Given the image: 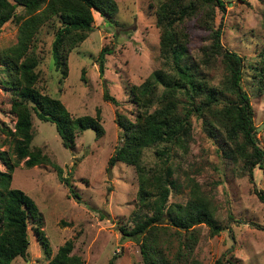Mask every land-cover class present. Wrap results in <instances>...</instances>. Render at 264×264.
Here are the masks:
<instances>
[{"label": "rangeland", "instance_id": "rangeland-1", "mask_svg": "<svg viewBox=\"0 0 264 264\" xmlns=\"http://www.w3.org/2000/svg\"><path fill=\"white\" fill-rule=\"evenodd\" d=\"M163 0H115L114 21L109 23L92 10V29L67 54V73L60 77L52 66L50 41L57 21L43 23L28 50L36 55L37 79L34 86L57 97L71 116L94 115L99 110L103 133L95 137L91 128L76 133L72 147H65L50 121L38 119L30 111L29 147H38L50 162L25 167L22 160L10 170L9 186L19 188L35 202L43 232L52 255L65 239L71 240V253L82 264H141L136 241L122 237L118 226L133 224L136 206L137 177L131 164L107 158L120 144L122 130L115 122L117 110L132 119L136 106L129 92L153 69L162 66L158 53L159 26L155 9ZM224 11L215 9L213 25L221 19L220 42L241 55L240 84L248 94L255 137L263 148V159L253 165L252 179L241 173V161L219 153L224 146L220 135L208 136L200 120L191 115L190 137L185 150L174 149L168 158L171 167L166 204L187 201L203 203L218 224L210 234L203 223L187 230L165 224L157 232V250L166 264H264V202L255 191L264 194V0H223ZM16 12L22 13L20 6ZM187 35V51L195 59L202 42L210 40L208 30L195 17L182 23ZM17 22L6 20L0 26V48L16 41ZM105 46L103 70L99 74L95 57ZM82 70V73H81ZM220 67L208 70L218 78ZM6 73L0 65V170L13 162L12 139L6 129L13 128L14 115L9 109L12 90L3 85ZM106 89L117 103L102 98ZM257 126V129H256ZM218 134V132H217ZM162 143L143 148L141 162L151 168ZM69 173L73 196L57 178L51 165ZM26 255L15 256L9 264H43L47 257L30 226ZM154 253L153 256H158ZM220 259L218 262L217 259Z\"/></svg>", "mask_w": 264, "mask_h": 264}, {"label": "trees", "instance_id": "trees-1", "mask_svg": "<svg viewBox=\"0 0 264 264\" xmlns=\"http://www.w3.org/2000/svg\"><path fill=\"white\" fill-rule=\"evenodd\" d=\"M20 6L22 13L16 12ZM215 9L224 11L223 0H163L155 13L159 26L158 53L162 66L151 70L137 85H130L129 92L136 112L132 119L115 110V122L121 128L120 144L107 158L108 166L115 161L131 164L137 177L136 208L132 211L133 224L119 225L122 237H129L138 244L141 264H166L158 254L157 232H163L165 224L187 230L193 224L203 222L210 234L218 232V224L200 202L166 204L171 172L168 158L174 149L185 150L190 135L191 115L200 120L203 132L213 139L220 135L224 146L219 153L241 161V173L246 171L252 179L253 165L263 159V148L255 137L252 111L248 94L240 84L241 55L221 44V19L213 25ZM92 10L104 20L114 21L115 0H0V26L6 20L17 22L16 41L0 48V65L6 73L3 85L12 90L9 109L14 115L13 128L6 129L11 136L13 162L0 170V264H9L15 256H25L28 240L26 227L30 226L47 257L43 264H82L79 255L71 253V240L65 239L52 255L42 228V216L33 199L21 189L9 186L10 170L22 160L25 167L50 162L38 147H29L31 138L30 111L44 121L53 123L65 147H72L74 136L85 128H91L95 137L103 133L99 110L95 114L71 116L64 104L54 96L34 86L37 79L36 55L30 52V44L39 27L54 19L57 24L50 41L52 66L60 77L67 73V54L92 29ZM195 17L199 25L208 30L210 40L202 42L195 59L187 51V35L182 23ZM102 46L95 57L99 74L103 70ZM220 67L219 77L213 78L208 70ZM261 68L264 70V58ZM82 73V70H81ZM102 98L116 104V99L106 89ZM218 132V134H217ZM162 143L156 150L157 160L151 168L141 162L143 148ZM4 151L0 159L6 163ZM51 165L57 178L68 191L72 188L69 173L63 176L61 167ZM264 202V194L255 191ZM158 256L154 257L153 254ZM111 256L106 264H112ZM219 262L220 259L218 258Z\"/></svg>", "mask_w": 264, "mask_h": 264}, {"label": "water", "instance_id": "water-1", "mask_svg": "<svg viewBox=\"0 0 264 264\" xmlns=\"http://www.w3.org/2000/svg\"><path fill=\"white\" fill-rule=\"evenodd\" d=\"M256 129H257V126H256Z\"/></svg>", "mask_w": 264, "mask_h": 264}]
</instances>
